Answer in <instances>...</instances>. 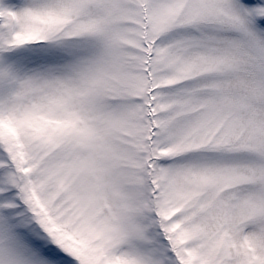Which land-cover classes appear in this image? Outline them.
Segmentation results:
<instances>
[{
  "label": "snow or ice",
  "instance_id": "1",
  "mask_svg": "<svg viewBox=\"0 0 264 264\" xmlns=\"http://www.w3.org/2000/svg\"><path fill=\"white\" fill-rule=\"evenodd\" d=\"M0 264H264V0H0Z\"/></svg>",
  "mask_w": 264,
  "mask_h": 264
}]
</instances>
